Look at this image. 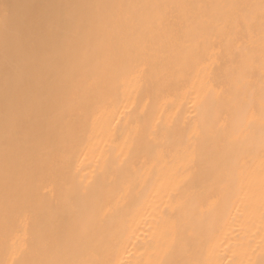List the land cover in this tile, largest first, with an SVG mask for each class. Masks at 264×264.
I'll return each mask as SVG.
<instances>
[{
	"label": "bare ground",
	"instance_id": "obj_1",
	"mask_svg": "<svg viewBox=\"0 0 264 264\" xmlns=\"http://www.w3.org/2000/svg\"><path fill=\"white\" fill-rule=\"evenodd\" d=\"M0 264H264V0H0Z\"/></svg>",
	"mask_w": 264,
	"mask_h": 264
}]
</instances>
